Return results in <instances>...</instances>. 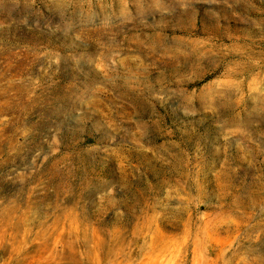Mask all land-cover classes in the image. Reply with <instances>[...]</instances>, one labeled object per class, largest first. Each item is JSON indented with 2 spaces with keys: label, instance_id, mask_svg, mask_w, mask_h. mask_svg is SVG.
<instances>
[{
  "label": "rangeland",
  "instance_id": "obj_1",
  "mask_svg": "<svg viewBox=\"0 0 264 264\" xmlns=\"http://www.w3.org/2000/svg\"><path fill=\"white\" fill-rule=\"evenodd\" d=\"M0 264H264V0H0Z\"/></svg>",
  "mask_w": 264,
  "mask_h": 264
}]
</instances>
